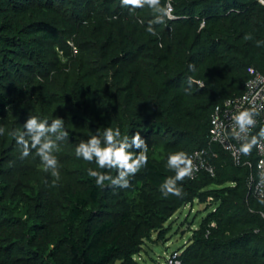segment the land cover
I'll return each mask as SVG.
<instances>
[{
  "label": "trees",
  "instance_id": "1",
  "mask_svg": "<svg viewBox=\"0 0 264 264\" xmlns=\"http://www.w3.org/2000/svg\"><path fill=\"white\" fill-rule=\"evenodd\" d=\"M161 2L171 16L153 35L152 10L121 0H0V264H139L152 234L164 240L167 220L195 201L212 210L178 249L180 264H264V198L220 146L213 175L184 177L181 196L160 191L175 175L168 155L205 147L214 107L241 95L253 70L264 75V3ZM30 115L64 120L59 179L9 135ZM109 126L147 146L127 187L98 186L88 174L97 165L75 155ZM254 145L243 159H255Z\"/></svg>",
  "mask_w": 264,
  "mask_h": 264
},
{
  "label": "clouds",
  "instance_id": "2",
  "mask_svg": "<svg viewBox=\"0 0 264 264\" xmlns=\"http://www.w3.org/2000/svg\"><path fill=\"white\" fill-rule=\"evenodd\" d=\"M121 3L130 6V10L147 6L152 10L154 17L149 21L146 31L156 35L153 24L161 23L169 15L170 8L162 4L161 0H121ZM264 3V0H261ZM251 34H245V39H251ZM257 46L264 45V40H257ZM191 67V65H190ZM238 132L234 135L245 133L248 126L254 124L253 114L249 110L239 111L233 117ZM23 130H13L9 133L14 137L15 142L21 147L20 155L27 157L30 148L40 158L44 169L51 170V175L59 179L57 158L53 155L57 147L56 142L68 137L69 132L64 127V120L57 118L49 122L37 116L30 115L22 125ZM4 128L0 127V135L4 134ZM255 137L251 141L241 145L240 151L247 154L255 143ZM139 149L134 152L131 149ZM147 146L140 134L132 135L131 139L121 134L119 127H105L102 134H90L86 141H81L75 148V155L85 161L94 162L97 169L90 168L88 174L95 178L98 186H104L105 182L127 187L129 177L138 172L147 163ZM167 167L172 169L174 176L166 178L160 184V191L164 196L169 194L182 195V189L177 182L182 181L185 176L192 174V160L184 151L170 153L167 157ZM98 169H116L118 174L112 176Z\"/></svg>",
  "mask_w": 264,
  "mask_h": 264
},
{
  "label": "built area",
  "instance_id": "3",
  "mask_svg": "<svg viewBox=\"0 0 264 264\" xmlns=\"http://www.w3.org/2000/svg\"><path fill=\"white\" fill-rule=\"evenodd\" d=\"M199 84L202 85L201 82ZM242 110L252 112L254 124L248 126L245 133L234 135V131L239 130L233 117ZM209 122L208 144L187 155L192 160V174L185 177L193 178L201 171L213 175L211 158L216 156V151L212 147L217 145L230 155L235 165H247L251 169L247 178L250 193L257 198H264V75L253 70L245 82L243 93L217 104L212 110ZM258 125L263 126V129L254 145L255 159H243L240 147ZM179 255V251L171 252L166 256L164 264H180Z\"/></svg>",
  "mask_w": 264,
  "mask_h": 264
},
{
  "label": "rangeland",
  "instance_id": "4",
  "mask_svg": "<svg viewBox=\"0 0 264 264\" xmlns=\"http://www.w3.org/2000/svg\"><path fill=\"white\" fill-rule=\"evenodd\" d=\"M206 203L195 201L191 206L185 205L176 210L167 220L169 230L164 240H157L156 234H152L135 259L139 264H164L166 256L173 251H179L186 243L193 229H196L201 219L212 210V206L206 208Z\"/></svg>",
  "mask_w": 264,
  "mask_h": 264
}]
</instances>
